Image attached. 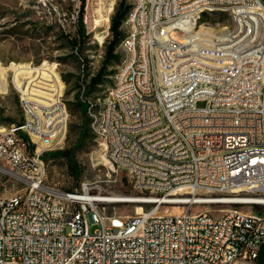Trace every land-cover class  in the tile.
Here are the masks:
<instances>
[{
	"label": "built area",
	"instance_id": "1",
	"mask_svg": "<svg viewBox=\"0 0 264 264\" xmlns=\"http://www.w3.org/2000/svg\"><path fill=\"white\" fill-rule=\"evenodd\" d=\"M200 7L232 10V21L239 8H247V22L233 23L255 36L253 9H264V4L142 0L122 28L154 22L157 35L156 41L139 35L141 50L153 47L146 69L127 73L118 67L117 97L127 113H113L101 96L86 101L91 130L104 146L110 171L126 173L129 183L148 195L142 204L155 211L107 215L109 203L102 201L107 195L99 186L85 184L81 193L50 187L45 157L62 148L69 128L70 115L61 110L62 88L48 84L53 95L47 108L33 103L24 83L23 90L17 88L31 113H24L18 124L0 125V163L24 181L25 189L0 198V264H264L262 39L229 55L227 72L208 71L211 96L200 95L198 85L196 96L173 92L179 46L165 49L166 22L158 28V21L163 15H185L193 22ZM175 35L193 40L191 30H175ZM212 47H205L207 56H213ZM160 60L173 65L175 77L162 72ZM125 75H132V82H125ZM150 75H157L155 85H146ZM212 87L223 90L224 105L214 104ZM184 99H192L189 111H182ZM240 99H249V106L237 109ZM221 205L230 210H208ZM160 207L183 211L157 215ZM91 225L99 229L91 233Z\"/></svg>",
	"mask_w": 264,
	"mask_h": 264
},
{
	"label": "rangeland",
	"instance_id": "2",
	"mask_svg": "<svg viewBox=\"0 0 264 264\" xmlns=\"http://www.w3.org/2000/svg\"><path fill=\"white\" fill-rule=\"evenodd\" d=\"M121 1L123 0L86 1L84 21L89 38L81 53L71 43V40L77 37V18L81 0H0V125L18 124L23 121L24 113H31V106L20 102V92L17 88L23 90V83L24 88L28 86L25 94L33 99V102H39L41 96L33 89L36 86L51 88L49 83L59 82L62 88L61 107L70 117L68 133L62 148L57 151L69 149L77 144L85 121H88V131L84 142L76 152L77 170L72 171L65 158L50 156L47 159V184L65 193H81L85 184L90 187L99 186L106 192L107 196L104 198L125 200L121 203L107 204L105 206L107 215L133 217L138 206L145 213L155 211V207L137 203L148 195L136 190L129 183L126 173L110 171L104 146L92 132L87 112L84 113L80 109L77 98L80 95L79 99L85 102L101 96L104 103L105 97L114 85V76L119 71L118 67H122L127 59L123 57L128 56L127 52L122 47H117L116 54L119 55L120 61L109 67V71H114L113 75L107 76L94 93L88 97L83 96V90L90 79L102 67L107 46L112 40V18ZM260 1L264 4V0ZM126 2L130 4L129 0ZM111 5L110 25H107L104 19ZM245 11L246 9H239L237 14H233V21L247 22L248 16L245 15ZM96 20L100 22L97 24ZM233 21L232 10L219 9L210 12V9H206L198 18L199 27H204L202 35H197L198 29L197 32H193V40L182 41L181 35H175V31L170 33L173 44L165 42V49L179 46L178 53L174 57L177 76L184 82L178 86L181 92L183 91L179 95L190 96L197 85L198 88H209L210 83L206 79L208 71L227 72L229 55H237L241 49L257 44V37L262 39V48H264L262 20L255 23L256 37L250 36L248 27L237 28ZM97 25L100 30L98 33L94 31ZM171 26L172 24L166 25V27ZM211 45L213 56H207L204 49ZM188 57L193 60L194 73L189 68ZM198 58H204L205 64L210 65L200 63ZM160 67L168 77L175 75V69L168 60H160ZM196 75L200 76L195 77ZM213 88L217 89V87ZM185 105L188 104H182ZM8 169L6 163H0V198H11L25 189L24 181ZM195 210L200 208L196 207ZM208 210L222 214L230 210V207L221 205ZM182 211V209L160 207L156 214H178ZM98 229L97 225L90 227L91 233H95Z\"/></svg>",
	"mask_w": 264,
	"mask_h": 264
},
{
	"label": "bare ground",
	"instance_id": "3",
	"mask_svg": "<svg viewBox=\"0 0 264 264\" xmlns=\"http://www.w3.org/2000/svg\"><path fill=\"white\" fill-rule=\"evenodd\" d=\"M141 4H142V0H132L131 1L132 10H138L139 8H141ZM111 8H112V5L109 7L108 15L104 19V22H106L107 25H110V14L112 11ZM206 9H209V8L208 7L197 8V13L194 16L193 22H192L191 16L178 15L175 18H171V15H163V21H158V28L165 26V22H166V25L172 24L171 27H166L165 42L168 44H173V41L170 40L171 38L170 33L175 30H180V31L191 30L192 32H197L199 29V31L197 32V35H202L203 34L202 31H204V27L203 26L199 27L198 18H199L200 13ZM239 9H246L245 15L248 16L247 8H239ZM253 16L256 17V21L262 20V23L264 24V9L263 8L253 9ZM99 22L100 21L96 20L97 24ZM94 31H96L97 33L100 31L98 28V25L94 28ZM123 31H124V38L121 43V47L127 52L128 57L123 63L122 68H126L127 73H134L135 70L143 71L144 69L147 68V66H149L150 57H153V47H146L145 51L141 50V43L138 42L139 35L149 36V41H156L157 26L154 22H146V23H143L142 25L127 26L123 28ZM131 54H133V56H131ZM204 61H206L204 60V58L200 59V63L205 64ZM205 65H210V64H205ZM199 76L200 75H196L195 77H199ZM169 77H175V75L169 76ZM120 79H121V72L119 70L114 76V85L112 89L110 90V92L108 93V95L105 97L104 103H103V105H105L106 107H111V110L113 111V113H127L126 104H124V102L122 101H119V97H117L116 89L120 85ZM125 82H132V75H125ZM156 82H157V75L147 76L146 85H155ZM55 83L59 84V82H55ZM181 83L184 84L183 80H181L180 78L173 79V92L178 90L180 91L179 94L183 93V91L181 92V90L178 88L179 84ZM198 89L200 91V95L211 96L210 87L205 88V89L204 88H198ZM33 91H36L41 96L40 97L41 100H39V102H33V103H41L46 108L50 106L51 96L53 95L52 93L53 89L36 86L33 89ZM196 95H197V87L194 93H192L190 96H196ZM212 96H214L215 105H224L223 90H220V87H217V89L216 88L214 89L212 87ZM183 104H188V105L182 106V111H189V109L192 108V105H190L192 104V99H184ZM244 106H249V99H240V102H237V109H244ZM61 110H63L62 107H61ZM82 196L87 197L85 195H82ZM102 201L109 203V204H115V203L124 202L125 200L120 199V198H105ZM142 202L143 200H140L137 203H142ZM126 203H130V202H126ZM199 208L204 209L201 207ZM167 209H170V208H167ZM142 213H144V210L140 206H138L136 208V215H139Z\"/></svg>",
	"mask_w": 264,
	"mask_h": 264
},
{
	"label": "trees",
	"instance_id": "4",
	"mask_svg": "<svg viewBox=\"0 0 264 264\" xmlns=\"http://www.w3.org/2000/svg\"><path fill=\"white\" fill-rule=\"evenodd\" d=\"M87 0H81V6H80V12L77 18V37L75 39L71 40L72 46L76 48L77 51L82 53V49L84 45L86 44V41L89 38V35L87 34L86 24L84 21V12H85V6H86ZM132 10V5L127 4L126 0H123L119 3L117 9L115 10V13L112 18L111 22V34H112V40L109 42L107 49H106V55L105 59L103 61L101 69L98 71V73L90 79L89 84L85 87L83 90V96L88 97L94 91L98 88V86L102 85L105 78L107 76H112L114 71H109V67L113 63H118L120 61V57L118 54H116L117 47H121V43L124 38V31H123V24L125 20L127 19L129 13ZM115 75V74H114ZM65 82H68L67 79H64ZM110 84V79L108 81V85ZM78 98V104L80 109L85 113L87 112V103L86 101H81L80 95L77 96ZM88 121H85L83 131L81 132L78 142L75 146L61 150L56 151L54 153L46 155V160L52 156V157H62L65 158L68 162L69 168L72 171L77 170V160H76V152L84 142L86 138V132L88 131Z\"/></svg>",
	"mask_w": 264,
	"mask_h": 264
},
{
	"label": "water",
	"instance_id": "5",
	"mask_svg": "<svg viewBox=\"0 0 264 264\" xmlns=\"http://www.w3.org/2000/svg\"><path fill=\"white\" fill-rule=\"evenodd\" d=\"M263 257H264V247H262V252H261V256H260V262H263Z\"/></svg>",
	"mask_w": 264,
	"mask_h": 264
}]
</instances>
